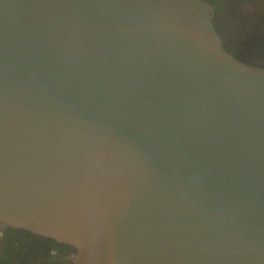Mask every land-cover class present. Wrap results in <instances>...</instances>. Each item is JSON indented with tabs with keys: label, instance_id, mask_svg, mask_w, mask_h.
<instances>
[{
	"label": "water",
	"instance_id": "1",
	"mask_svg": "<svg viewBox=\"0 0 264 264\" xmlns=\"http://www.w3.org/2000/svg\"><path fill=\"white\" fill-rule=\"evenodd\" d=\"M209 0H0V227L73 264H264V67Z\"/></svg>",
	"mask_w": 264,
	"mask_h": 264
},
{
	"label": "trees",
	"instance_id": "2",
	"mask_svg": "<svg viewBox=\"0 0 264 264\" xmlns=\"http://www.w3.org/2000/svg\"><path fill=\"white\" fill-rule=\"evenodd\" d=\"M210 2L216 6L214 25L225 49L245 64L264 67V0ZM0 230L5 233L0 264H72L67 257L76 254L70 245L25 230Z\"/></svg>",
	"mask_w": 264,
	"mask_h": 264
},
{
	"label": "built area",
	"instance_id": "3",
	"mask_svg": "<svg viewBox=\"0 0 264 264\" xmlns=\"http://www.w3.org/2000/svg\"><path fill=\"white\" fill-rule=\"evenodd\" d=\"M4 239H5V233L2 230H0V247H1V244L4 241ZM51 255L55 256L56 253L53 251V252H51Z\"/></svg>",
	"mask_w": 264,
	"mask_h": 264
},
{
	"label": "flooded vegetation",
	"instance_id": "4",
	"mask_svg": "<svg viewBox=\"0 0 264 264\" xmlns=\"http://www.w3.org/2000/svg\"><path fill=\"white\" fill-rule=\"evenodd\" d=\"M209 1H213V0H209ZM218 2V1H217ZM0 229H3L0 227ZM3 231V230H2ZM4 232V231H3ZM74 258H75V254L70 255L69 257H67V261H71V263L73 264L74 262Z\"/></svg>",
	"mask_w": 264,
	"mask_h": 264
}]
</instances>
